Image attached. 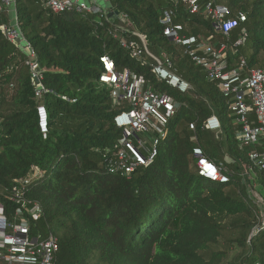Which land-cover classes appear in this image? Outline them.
<instances>
[{"label": "trees", "instance_id": "trees-1", "mask_svg": "<svg viewBox=\"0 0 264 264\" xmlns=\"http://www.w3.org/2000/svg\"><path fill=\"white\" fill-rule=\"evenodd\" d=\"M216 1L229 7L230 17L246 14L229 35L216 31L203 6L192 13L182 0H111L103 14L54 13L47 0H15L19 27L44 69L41 96L28 53L1 28L10 13L0 9V201L12 216L20 205L10 187L16 179L29 181L26 198L44 211L33 229L59 241L55 264H264V203L250 192L264 201V170L251 164L236 138L240 124L232 98L164 35L161 24L173 9L183 34L205 44L227 43L228 68L244 58L247 69L264 70V0ZM122 38L147 51L133 57ZM163 53L190 83L187 93L152 72ZM104 54L119 71H135L176 103L157 156L130 175L111 168L123 137L114 118L128 106L115 103L100 81ZM40 105L49 113L46 133ZM213 114L221 121L217 132L204 125ZM250 116L255 122L253 111ZM197 146L225 167L227 182L199 173Z\"/></svg>", "mask_w": 264, "mask_h": 264}, {"label": "built area", "instance_id": "built-area-1", "mask_svg": "<svg viewBox=\"0 0 264 264\" xmlns=\"http://www.w3.org/2000/svg\"><path fill=\"white\" fill-rule=\"evenodd\" d=\"M192 13L204 7L206 14L214 21L216 31L225 35L246 21L242 11L230 17L229 7L216 0H182ZM111 0H47V6L54 13L76 12L83 14H103L109 12ZM0 9L10 12L15 10V0H1ZM175 11L168 9L161 19L163 33L176 44L184 47L192 59L202 67L210 80L217 82L219 90L232 98L230 108L235 115L240 129L236 138L242 148L247 150L251 164L264 170V70L247 69L244 58L240 65L228 68L226 58L228 45L225 42L205 44L194 35L183 34L184 26L174 22ZM123 21L127 16L119 14ZM8 39L27 49V64L30 68L36 95L41 96L47 89L43 83L44 69L37 61L36 53L26 41L16 17L1 26ZM242 39L236 44H240ZM121 45L128 49L135 58H141L147 51L145 46L135 39H121ZM152 72L159 81L164 82L181 93H187L190 83L177 74L173 62L166 53L162 58L156 57ZM103 73L100 81L111 90L115 103H126L128 108L120 111L114 118L116 126L121 129L123 137L115 145L111 159V168L122 174L130 175L139 166L149 165L158 154V145L167 132L166 126L176 115L177 108L173 97L166 92L151 88L146 79L135 71H119L115 60L108 54L101 56ZM251 111L256 120H251ZM39 125L46 133L49 127V113L45 105L38 107ZM204 125L211 131L221 129V121L213 114ZM195 129V124L190 125ZM197 159L199 173L217 182H227L229 176L222 164L210 159L203 148L193 150ZM28 180L16 179L10 187L12 199L20 205L12 216L0 201V264H55L59 250L57 236L33 229V222L43 214V207L26 198Z\"/></svg>", "mask_w": 264, "mask_h": 264}, {"label": "rangeland", "instance_id": "rangeland-1", "mask_svg": "<svg viewBox=\"0 0 264 264\" xmlns=\"http://www.w3.org/2000/svg\"><path fill=\"white\" fill-rule=\"evenodd\" d=\"M10 19H13V12H12V10L10 11ZM25 51L27 52V49H25ZM158 58H162V56L161 57H158ZM255 197H257V199L260 201V203L261 204H263L264 203V201H263V198L261 197V195L260 194H258L255 190H253V188L251 189V191H250Z\"/></svg>", "mask_w": 264, "mask_h": 264}, {"label": "crops", "instance_id": "crops-1", "mask_svg": "<svg viewBox=\"0 0 264 264\" xmlns=\"http://www.w3.org/2000/svg\"><path fill=\"white\" fill-rule=\"evenodd\" d=\"M12 12H13V19L15 18V10L14 9H12ZM10 13V12H9ZM11 17V16H10ZM13 19H10V20H13Z\"/></svg>", "mask_w": 264, "mask_h": 264}]
</instances>
